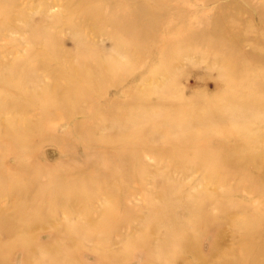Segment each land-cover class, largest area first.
<instances>
[{
  "label": "bare ground",
  "instance_id": "bare-ground-1",
  "mask_svg": "<svg viewBox=\"0 0 264 264\" xmlns=\"http://www.w3.org/2000/svg\"><path fill=\"white\" fill-rule=\"evenodd\" d=\"M21 1L0 0V42L7 30L24 41L0 45V199L14 209L0 216V264H177L182 253L189 264H264V47L245 51L238 36L253 24L264 33V0H244L241 14L232 10L236 0H198L215 6L192 19L184 10L193 0H63L51 18L43 16L48 0L19 7ZM234 20L241 27H232ZM63 28L73 49L61 45ZM98 38H109L113 52L103 53ZM154 52L158 63L141 85L120 91L126 99L99 100L140 74ZM190 55L216 67L222 95L200 105L197 97L170 95L176 61ZM153 95L150 109L138 106ZM125 103L133 107L128 112ZM58 125L65 154L44 165L35 138L57 139ZM145 153L167 173L143 163ZM175 169L201 171L199 200L178 192L182 182L169 174ZM156 175L160 190L147 192L144 206L126 203L125 181L140 185ZM239 189L259 204L236 197ZM78 199L83 204L75 208ZM29 204L34 211L24 213ZM76 212L80 218L54 222ZM223 217L238 223L227 247L213 228ZM46 223L54 233L42 242L35 231ZM126 224L132 226L122 233ZM86 241L91 263L82 256Z\"/></svg>",
  "mask_w": 264,
  "mask_h": 264
},
{
  "label": "rangeland",
  "instance_id": "rangeland-1",
  "mask_svg": "<svg viewBox=\"0 0 264 264\" xmlns=\"http://www.w3.org/2000/svg\"><path fill=\"white\" fill-rule=\"evenodd\" d=\"M223 4H228L230 2H233L234 0H219ZM235 2V3H234ZM233 5L235 8L232 10L234 12H237V14H241L245 7L244 0H236L234 1ZM190 6H187L184 10L185 15L188 18H193L196 13L199 12H207L208 10L214 8V3L212 4H203L198 0H193ZM26 2L25 0H22L19 3V7H25ZM64 9V2L63 0H48L46 3V6L43 7V16H46V18H51L54 15H60L61 12ZM247 13V12H246ZM41 15L39 13H34L32 15V18L34 20L40 19ZM251 21L256 23L259 21V15L255 11H249V17ZM16 25L20 27H24V23L21 21H16ZM232 27H241L240 22L237 20H234L232 22ZM238 36H239V44L245 51H250L251 49L255 48H263L264 47V33L262 31V28H260L258 25L253 24L250 28L241 27L238 29ZM61 36H62V43L61 45L66 49H73L74 48V41L72 37L70 36V33L67 29L63 28L60 30ZM22 34L19 33L17 30H7L2 33V41L0 42V45H3L8 41V39L15 40L19 43V45L23 44ZM97 40V39H96ZM98 44L100 46V50L104 52L112 53V41L109 38H98ZM19 45H16L19 49ZM22 52V51H21ZM10 57V55H9ZM157 57L155 52L151 53L150 57L148 58V61L145 64L144 67H142L141 70L138 72H141L135 77H129L127 81H125L122 86L119 88L115 87H109L104 95H101L99 97L100 101H104L106 99H119L123 100L126 99L125 95L120 94V91L124 89H129L133 87H138L141 85L140 78L141 76L147 74V70H149L150 67H153L156 65ZM144 68V69H143ZM175 77L174 82H170L169 91L170 95L174 97H181L183 99H187L189 97H197L198 105L201 104L202 101H204L206 98H211L214 96L222 95L226 89L224 85V81L218 74V70L215 66L209 65L205 60L201 59L197 55H190L189 57L183 56L180 59L176 61L175 65ZM215 72V73H214ZM159 79H163L162 76H159ZM155 96H150L147 102L141 104L139 103L138 106H140L143 109H150L151 106L155 105ZM131 105L128 106V104L125 103L124 107H122V110L124 112H128ZM75 119H82L81 114H76ZM64 125V124H63ZM63 129L61 125L55 126V129L53 132L57 135V139H51L47 134L43 133L41 135H38L35 138L34 144L35 147L38 148L40 151V156H38V160L43 162L44 165H55L61 158L62 155H64L65 151L62 152V141L60 140V135L62 133ZM59 137V139H58ZM242 136L239 137L236 140L230 141L229 145L236 146L237 143L241 141ZM77 151L81 153L83 151V146L81 147L80 144L77 146ZM55 148V149H54ZM54 149V150H53ZM83 153V152H82ZM141 161L145 164H148L150 167L157 168L159 172L161 173H167L169 170V167L164 162H157V160L149 153H145L142 155ZM78 174V173H77ZM94 174H98V171ZM170 174V177L176 180H181L182 186L179 188L178 192H186L190 193L191 195H195L192 199V202H196L200 199L201 194V188L202 186L199 184L200 178L202 176V173L200 170H190L185 171V169H175L172 170ZM75 174H73L74 176ZM104 175L101 173L99 174V178H103ZM161 180L162 176L156 175L152 179H146L144 182H142L140 185L137 183L131 181H125L127 185H129L130 189L127 191V194L125 195L124 199L127 204L130 206H144L145 204V197L147 192L150 193H157L160 190L161 186ZM208 188L210 189L211 186L209 185ZM195 193V194H194ZM235 196L243 201H252L253 207L259 204V198L255 197L252 193H250L246 189H239L238 192L235 193ZM8 197H3L0 199V216L5 214H11L14 209H6L8 206ZM46 202H48L47 198H44ZM83 204L82 199H78L74 203V207H80ZM100 205V200L97 199L94 202V207L97 208ZM34 211L33 205L29 204L26 209H23L24 213H32ZM183 211L179 212V215L182 216ZM81 217L80 212L73 213L70 218H67L63 215V213H59L56 217L54 222L57 224H61L65 222L66 220H73ZM224 221L217 225L216 227H213L216 229L217 233L220 235V238L222 239V245L224 247L230 246L233 243L234 240V231L235 227L232 226L236 225L237 221L233 220H226L225 217H223ZM238 224V223H237ZM240 224V222H239ZM131 225H122L120 227V231L122 233H125L131 228ZM54 228L49 224H43L40 227H38L35 231L36 236L38 239L42 242H47L53 237ZM92 246V242L86 241L85 247L87 248L85 251L82 252V256L84 261L86 262H93L95 253L90 251L88 247ZM118 243H115L113 247H118ZM184 254L177 264H189L190 257L187 253ZM16 260H19L20 255L18 253L15 254L14 257ZM214 257H211V261ZM210 261V262H211Z\"/></svg>",
  "mask_w": 264,
  "mask_h": 264
}]
</instances>
